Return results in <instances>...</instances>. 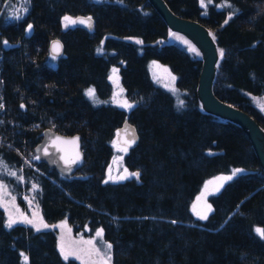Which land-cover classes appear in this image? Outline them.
<instances>
[{"label":"trees","instance_id":"obj_1","mask_svg":"<svg viewBox=\"0 0 264 264\" xmlns=\"http://www.w3.org/2000/svg\"><path fill=\"white\" fill-rule=\"evenodd\" d=\"M165 1L215 31L224 53L215 94L264 129L256 103L264 95V0H212L206 8L200 0ZM80 15L94 18L93 30L64 28L65 16ZM170 33L148 0H0V119L9 123L0 125V161L7 165L0 181L20 192L36 185L49 223L66 219L76 232L103 229L112 264H264V239L256 232L264 229V170L239 125L203 110L196 93L201 61L167 42ZM55 37L64 54L53 59L48 47ZM152 61L175 76L183 103L155 84ZM113 69L130 109L108 102ZM51 118L61 123L55 131L81 135L85 165L71 176L38 161L35 168L24 164ZM126 120L139 139L119 160L139 178L109 173ZM235 169L243 171L210 197L208 218H195L202 185ZM0 264L79 263L61 256L55 230L7 227L0 206Z\"/></svg>","mask_w":264,"mask_h":264},{"label":"water","instance_id":"obj_2","mask_svg":"<svg viewBox=\"0 0 264 264\" xmlns=\"http://www.w3.org/2000/svg\"><path fill=\"white\" fill-rule=\"evenodd\" d=\"M149 4L158 12L163 21L171 31H175L189 38L200 50L202 54L201 70L197 82V97L202 108L207 113L217 116L221 119L228 120L239 125L247 134L253 151L258 158L260 166L264 170V129L260 124L247 112L219 99L214 90L213 84L217 71V64L220 59L218 45L211 35L209 29L200 22L184 18L173 12L165 0H148ZM90 15H80L73 20H87ZM77 27L87 30H93L95 20L91 17V27L87 24H74ZM59 41L62 48L59 49L60 57L64 54V42L61 38L55 37L49 42V52L53 56L52 44ZM128 128L129 132L124 133ZM116 134V143L120 147L131 149L138 143L139 135L133 124L126 120L118 129ZM135 137V143L130 146L125 145V140ZM60 140L57 141L56 138ZM79 138L76 143L71 141ZM38 162L46 164L49 168L55 169L63 176L75 174L85 165V156L82 150V139L79 133L74 135H65L51 128L43 132L41 141L35 147ZM75 161V162H73Z\"/></svg>","mask_w":264,"mask_h":264},{"label":"rangeland","instance_id":"obj_3","mask_svg":"<svg viewBox=\"0 0 264 264\" xmlns=\"http://www.w3.org/2000/svg\"><path fill=\"white\" fill-rule=\"evenodd\" d=\"M206 2H207V0H206ZM223 6L224 5H218L217 8L222 9ZM69 25L70 24H68V26ZM64 28H66L65 27V21H64ZM210 33L212 36H215L214 30H211ZM177 36L182 37V39H177L176 38ZM132 41L137 42L138 40L132 39ZM185 41H187V43H185ZM167 42L178 43V44L184 46L195 58L199 59L200 61L202 60V54H201L200 50L198 49V47L189 38H187L185 35L178 33V32H175V31H171ZM189 45L194 47L196 49V51L195 52L192 51L191 48L189 47ZM218 51L220 54L221 49H218ZM165 69H167V71H165ZM149 70H150L151 77L154 80L156 85L161 86L163 88H166L171 93H173L178 98V100H180L182 103L184 102V99L182 98L181 93L176 89V79L174 81L171 80V77H173L174 75L170 72V70L167 67L161 65L160 63H158L156 61H152L149 64ZM111 83H112V94H111V97L108 99V102L113 104V105L121 106V104H123L126 101V99L124 97L123 88L121 86L117 72L116 73H113V71L111 72ZM172 88H175L176 91H172L171 90ZM0 97H1V89H0ZM254 101H255V98H254ZM127 103H129V102H127ZM256 103L261 108V105L264 104V95L262 97L258 98L256 100ZM0 104L3 105V102H0ZM3 112H4V109L2 107H0V114ZM7 121L8 120H6V119H3V121L0 119V125L1 124H8L9 125V123ZM59 122L60 121H57L54 118H51V119L44 122V126L49 127V128L54 130V129H56L57 124ZM15 124L16 123H14V122L10 123V127L15 126ZM59 124H61V123H59ZM121 148H123V147H120L116 143V152H117L116 153V162H115L116 165L111 170V172H112L111 176L117 177V178H119L120 176H125V177L130 176L128 171H127V173H125L124 167H122V164L119 160L121 158L122 154L124 153V151L119 150ZM36 157L37 156L34 153H30V154L25 155V156L23 155L24 164L27 166H32L35 168V165L33 164V162L38 161ZM217 177H220V176H217ZM217 177H214V178L207 180L202 185L200 191L198 192V194L196 195V197L193 201L192 211H193L195 218H197L199 220H202V219H200L198 217L197 212L202 213V214L206 213L207 216H209L210 213L212 212V204L210 201V197L217 192L216 187L219 183H221L220 181H217ZM15 180H18V179H15ZM209 181H216V183L210 184ZM16 183H18V182H16ZM224 183L225 182H223V184ZM0 184L6 185V189L0 190V206H2L3 209L5 210L6 226H7L9 217L11 216L12 218H14L15 220L18 221L14 225L25 224V225L32 227L34 230H36V228L33 226V224H28V223H25L22 221H24V219L27 218L28 220H32L34 222V224H40V220L42 219L43 224L48 225V227H44L43 224H41L40 225V231L41 230H55L56 231L57 247H58L59 252H60L61 238L63 237V242H64L65 247L76 250L77 253L81 256V259H76L74 256H70L67 260L73 259V260H76L79 264H103L100 256H96L95 254L89 256L87 251H81V250H89L92 247L91 245H87V244L83 243V241H86V240H93L95 242V246L100 249L101 256H103L108 251L106 249L105 245L109 244V243H107L105 241L103 236L101 239L99 237H96V235H95L96 232L100 229L96 230L94 233L89 232L88 230H84V231L82 230V231L76 232L74 230V228L68 223V221L66 219L58 221V222H54V223H49L42 216L41 208H40V205L38 203V198L36 195L35 188L30 187L29 189L23 190L20 192L18 188L13 190V188L11 186H9V185L1 182V181H0ZM205 185H208V192L203 196L202 199H200L198 201L197 198L201 197V194L205 192ZM194 205H195V209H196L195 211L193 210ZM208 205H211L210 210L207 207ZM60 254H61V252H60ZM110 254H111V250H110ZM61 256L64 258V256L62 254H61ZM110 264H112V256H111Z\"/></svg>","mask_w":264,"mask_h":264},{"label":"snow or ice","instance_id":"obj_4","mask_svg":"<svg viewBox=\"0 0 264 264\" xmlns=\"http://www.w3.org/2000/svg\"><path fill=\"white\" fill-rule=\"evenodd\" d=\"M26 3H29L30 0H25ZM212 0H200V3H201V6L202 7H207L209 3H211ZM229 7H231V5H228ZM24 11L26 12L27 11V8L24 9ZM17 19L21 18L19 15H17L16 17ZM229 19H231V16H229ZM64 20H65V27L68 26V24H76V23H80V24H87L89 27H91V17H89L87 20H84V19H77V20H73L71 17H68V16H65L64 17ZM228 20L225 21V23H227ZM32 25L29 24L27 25V31L30 33L31 30H32ZM177 39H182V37H176ZM5 44H7V41L4 42ZM139 43V41H138ZM185 43H187V41H185ZM189 47L191 48L192 51H196V49L194 47H192L191 45H189ZM62 48V45H60L59 41H55L53 42L52 44V52L54 53L53 55V59L56 58V56L59 54V49ZM98 51H100V49H98ZM224 53H223V50H221L220 52V56L223 57ZM118 70L117 69H113V73H116ZM165 71H167V69H165ZM171 80L174 81L175 80V77H171ZM115 82V81H114ZM172 91H176L175 88H172L171 89ZM86 95L88 97H90L91 99H93L94 101L97 100L96 98V94H95V89H88L87 92H86ZM182 103V102H181ZM134 105L132 104H129L127 103V101H125L123 104H121V107H127V108H131L133 107ZM0 107H3L2 104H0ZM21 107H23V105H21ZM261 109L264 110V104L261 105ZM129 132V129L126 128L124 130V133L127 134ZM121 133H117V136L120 137ZM79 138H75V140L71 141V143H76L78 141ZM57 141L60 140L59 137L56 138ZM135 143V137L133 135L132 139L130 140H125V145L127 146H130L131 144H134ZM120 151H124V152H127V147H123L121 149H119ZM37 159L39 157H36ZM122 159V157L120 158ZM75 162V161H73ZM0 167H4L5 169H7V165H4L3 164V161H0ZM125 173H127V169H124ZM243 170L242 169H235L233 170V173L232 175H228V176H220V177H217V181H220L221 183H219L216 187V191L219 190L220 187L223 186V182H226V181H229L231 179H233V177L239 173V172H242ZM109 173H111V169H109ZM10 175H16L15 172H9ZM129 175H132V176H136L137 178H139V173L138 172H135V173H129ZM109 179H113L111 176H109ZM119 179H125V176H120ZM108 181L106 180L105 183H107ZM210 184H215L216 181H209ZM36 185H33V188H35ZM6 189V185L4 184H0V190H4ZM208 192V185H205V192L201 194V197H198L197 200L199 201L200 199L203 198V196ZM209 208V210L211 209V205H208L207 206ZM193 210L195 211V205L193 206ZM197 215L200 219L202 220H206L208 218L207 214L206 213H199L197 212ZM18 221L15 220L14 218H12L11 216L9 217V220H8V223H7V227L11 228L15 223H17ZM22 222H25V223H28V224H33V226L36 228L37 231H40V225L43 224V220L41 219L40 220V224H34V222L32 220H28L27 218L24 219V221ZM44 227H48V225L46 224H43ZM256 232L258 233V235L264 239V229H261V228H257L256 229ZM96 237H99L102 239V236H103V229H100L96 232ZM83 243L87 244V245H91V249L89 250H81V251H87L88 255L91 256L93 254H95L96 256H100L103 264H110L111 262V254H110V250L112 248V245L111 244H106L105 247L106 249L108 250L103 256H101L100 254V249L97 248L95 246V242L93 240H86V241H83ZM60 252L61 254L64 256V259L67 260L70 256H74L76 259H81V256L77 253L76 250H73V249H70V248H66L65 245H64V242H63V237L61 238V244H60ZM25 261L28 260V257L25 256L24 257Z\"/></svg>","mask_w":264,"mask_h":264},{"label":"bare ground","instance_id":"obj_5","mask_svg":"<svg viewBox=\"0 0 264 264\" xmlns=\"http://www.w3.org/2000/svg\"><path fill=\"white\" fill-rule=\"evenodd\" d=\"M74 19V18H73Z\"/></svg>","mask_w":264,"mask_h":264}]
</instances>
